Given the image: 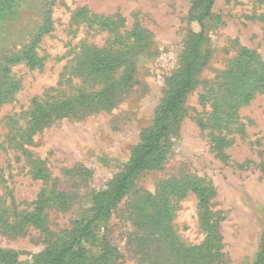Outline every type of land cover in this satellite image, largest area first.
<instances>
[{"label":"rangeland","instance_id":"rangeland-1","mask_svg":"<svg viewBox=\"0 0 264 264\" xmlns=\"http://www.w3.org/2000/svg\"><path fill=\"white\" fill-rule=\"evenodd\" d=\"M201 8L200 0H0V250L34 264L71 241L94 197L112 188L146 134L169 122L160 111L191 32L200 30L192 17ZM203 23L196 83L160 164L136 176L96 225L95 244H84L98 256L105 242L112 264L256 260L264 234V0H216ZM44 25L34 47L42 65L8 64ZM32 111L40 115L34 126ZM193 183L210 191L206 212L217 236L195 259L177 258L157 225L183 247L204 243L196 194L171 193ZM40 198V223H24Z\"/></svg>","mask_w":264,"mask_h":264},{"label":"trees","instance_id":"trees-1","mask_svg":"<svg viewBox=\"0 0 264 264\" xmlns=\"http://www.w3.org/2000/svg\"><path fill=\"white\" fill-rule=\"evenodd\" d=\"M200 2L202 8L192 17L193 22L197 23V25L200 27V30L191 32L183 71L175 81L174 87L166 97L160 111L161 118L163 120L170 118L169 122L162 123L157 129L148 132L143 143L135 148L126 171L116 179L112 188L109 191L94 197V206L78 224L71 241L59 247L52 248L44 256L37 258L34 264H112L113 252L105 244V242L101 245L103 247L102 253L98 256L91 254L89 251L90 249L84 246V244H89L90 246L95 244L96 238L94 229L96 225L109 219L112 210L119 203H121L124 196L130 191L136 176L145 169L150 167L152 168L161 162L160 158L164 155L167 148L166 143L169 139L168 131L170 126L179 118L183 101L196 83L195 75L200 65L201 47L206 39L203 22L205 18H208L212 14V8L215 5L216 0H200ZM46 30L49 31V29H47V27L44 25L38 32L34 42L30 47V50L14 55L8 61V64L27 62V64L32 68L41 66L42 60L35 53L34 47L35 43L42 37ZM243 53L248 56L247 51H243ZM111 65V63L108 64V66ZM98 66H100V63H98L96 67ZM9 71L10 67L7 66L4 72L7 73ZM254 92L255 88H251L247 93H243V97H241V99L248 101ZM2 102L3 99L0 98V104ZM39 120L40 115H37L35 111H32L30 121L31 125H36ZM189 190L195 193L198 198V207L201 210L202 215L201 225L203 231L206 233L204 243L200 246H194L192 248L183 247L182 245H179L175 239H173L169 227H164L163 223H159L157 225L158 229L165 233L167 241L170 243L169 249L171 255L183 259H195L196 257L200 256L201 251L206 247H210L213 244V240L217 236L215 225L210 221L206 212V207L210 197L209 189L193 183L182 189L172 187L171 193L177 196H184ZM165 200L167 201V199ZM42 203L43 199L40 198L37 201V208L35 211L23 216L22 219L24 223H32L35 225L40 223L42 218ZM165 213L166 216H168V209H165ZM203 256L207 255L203 254ZM202 258L203 257H201V259H199V261L195 264H208L207 261L203 260ZM0 264L20 263L17 261L16 256L11 251L0 250ZM191 264H194V260ZM254 264H264V234Z\"/></svg>","mask_w":264,"mask_h":264}]
</instances>
